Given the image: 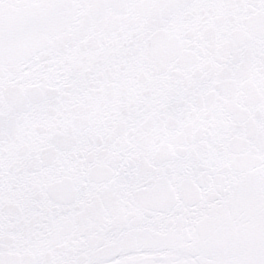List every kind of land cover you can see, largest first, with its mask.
I'll use <instances>...</instances> for the list:
<instances>
[{"label":"snow or ice","instance_id":"1","mask_svg":"<svg viewBox=\"0 0 264 264\" xmlns=\"http://www.w3.org/2000/svg\"><path fill=\"white\" fill-rule=\"evenodd\" d=\"M0 264H264V0H0Z\"/></svg>","mask_w":264,"mask_h":264}]
</instances>
